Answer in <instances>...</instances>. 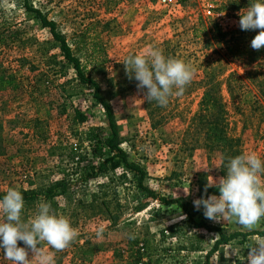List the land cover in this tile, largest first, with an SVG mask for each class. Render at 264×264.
<instances>
[{
  "label": "rangeland",
  "instance_id": "1",
  "mask_svg": "<svg viewBox=\"0 0 264 264\" xmlns=\"http://www.w3.org/2000/svg\"><path fill=\"white\" fill-rule=\"evenodd\" d=\"M253 2L29 0L57 23L74 48L78 46V56L113 106L127 140L121 147L147 172L146 187L159 197L186 204L198 223L224 228L227 235L246 234L222 245L209 264H248L247 246L264 237L250 235L264 231V218L247 231L235 220H208L203 208L198 211L193 205L201 196L219 195L216 187L205 193V186L210 176L217 180L224 176V153L218 146H208L205 119H198L219 110L213 103L207 109L208 96L221 97L227 137L239 140L243 153L256 152L264 160V48L250 46L259 30L242 31L238 24V13ZM149 50L195 70L183 94L170 97L166 107L152 101L155 122L144 99L146 89L137 88L122 63ZM63 60L52 34L26 10L24 0H0V151H6L0 155V194L59 181L75 169L73 153L76 161L91 156L87 139L91 128L109 133L104 108L75 80L72 66L60 72ZM36 78L43 80V93L33 96L28 84ZM13 84H22L25 92L13 98ZM76 112L86 117L85 123ZM36 119L41 121L37 124ZM76 183L78 187L79 180ZM88 189L75 199L90 202L92 193L103 191L111 205L107 212L92 216L88 208L77 209L76 200L56 199L57 210L52 209L69 218L78 236L63 251L43 245L54 264H131L135 254L141 256V264H208L207 254L220 235L191 224L179 204L164 205L150 197L132 172L119 168L102 174L90 181ZM41 201L50 202L40 197L37 203ZM36 205H25V222L35 215ZM229 248L237 251L236 256L229 250L226 257ZM0 264H11L2 250Z\"/></svg>",
  "mask_w": 264,
  "mask_h": 264
},
{
  "label": "clouds",
  "instance_id": "2",
  "mask_svg": "<svg viewBox=\"0 0 264 264\" xmlns=\"http://www.w3.org/2000/svg\"><path fill=\"white\" fill-rule=\"evenodd\" d=\"M238 15L242 31L259 30L251 40V48H264V2L255 0ZM129 79H135L139 90L146 89L144 99L166 107L170 97L180 96L192 82L195 70L179 59L166 58L159 50L128 56L123 62ZM226 176L208 179L209 187H216L219 195L201 196L193 201L194 208H203L206 219L220 222L235 220L247 231L264 218V160L256 152L229 157ZM190 194V190L186 193ZM25 201L20 191L10 188L0 199V250L11 264H54V258L43 247L63 251L78 236L69 218L57 215L51 203L41 201L35 215L26 222L22 219ZM23 242L24 246H19ZM248 264H264V237H256L247 246ZM231 254H237L229 248ZM31 252V256L29 255Z\"/></svg>",
  "mask_w": 264,
  "mask_h": 264
},
{
  "label": "trees",
  "instance_id": "3",
  "mask_svg": "<svg viewBox=\"0 0 264 264\" xmlns=\"http://www.w3.org/2000/svg\"><path fill=\"white\" fill-rule=\"evenodd\" d=\"M24 6L26 10L35 15V19L52 34L55 45L59 48L61 56L64 58L60 62L61 73L65 70L66 67L72 66L74 69L77 78L75 80L83 86L84 88L92 91L97 102L104 108L108 120L107 129L109 133H105L103 128H91L87 134V139L90 142L91 147V156H81L78 161L75 160V154L71 155L73 163H76L75 169L73 172H65L64 178L56 181L55 183L50 184L47 187H38L34 189H19L23 195L26 206H35L40 197L45 198V200L50 201L51 206L54 210H57L58 201L56 199L60 196L69 198L71 201L76 200L77 209L83 211L89 209L92 213V216H97L107 212L108 207L111 205V202H108L107 197L108 193L100 191V193H92V198L90 202H84L82 199H75L79 193H86L89 189V183L91 180H94L101 176L102 174H108L112 171H116L119 168H124L132 172L137 179L139 188L142 191H145L153 199H159L164 205L179 204L181 208L188 214V218L195 227L205 228L212 232H217L220 235V238L215 243L213 249L207 254V263L209 264V259L211 256L219 250V248L224 244H229L232 240L244 236L243 233H233L232 235H227L224 228L210 226L204 222L198 223L193 218L191 211L188 206L180 201H171L165 197H159L155 193L146 187L145 178L147 172L138 164L130 160L129 153L124 150L121 145L127 141L123 139L121 131L114 113L113 106L110 101L104 97V91L102 90L101 85L95 80L89 73L88 68L82 62L80 56H78L77 45L74 48L73 43H70L68 39L58 30L57 23L53 20H50L40 9H36L29 5V0H24ZM85 38H82L84 40ZM64 74V73H63ZM30 80L28 84L29 93L33 96L40 95L43 93L41 88L43 80L36 78L34 81ZM22 84H13L14 96L19 97L25 92V87L21 86ZM215 90H218V86H214ZM221 97H209L205 99V105L209 109V105L212 103L218 105L219 110L216 113L212 114L208 119L206 114H200L198 119H205L204 123V135L205 140L208 142V146H218L220 150L224 153L223 164H222V174L226 176V165L229 157H235L237 155L243 154L240 149V141L227 137L226 133V121L224 117V110L220 104ZM153 103L148 104V109L150 116L154 119V109ZM76 118H80V122L85 123L86 117L80 112H76ZM41 121L36 119V123ZM152 121V122H153ZM155 122V121H154ZM38 128L35 129L37 131ZM3 139H0L2 143ZM6 151H0V155H4ZM98 160V163H96ZM79 180L78 187H75V181ZM33 186V183L30 184V187ZM5 194H0V199L3 198ZM261 235L264 236V231L251 233L250 235ZM85 247L81 248L84 249ZM83 251V250H82ZM85 253V251H83ZM141 256L135 254L131 264H141Z\"/></svg>",
  "mask_w": 264,
  "mask_h": 264
},
{
  "label": "built area",
  "instance_id": "4",
  "mask_svg": "<svg viewBox=\"0 0 264 264\" xmlns=\"http://www.w3.org/2000/svg\"><path fill=\"white\" fill-rule=\"evenodd\" d=\"M160 2H167V1H171V0H159Z\"/></svg>",
  "mask_w": 264,
  "mask_h": 264
},
{
  "label": "crops",
  "instance_id": "5",
  "mask_svg": "<svg viewBox=\"0 0 264 264\" xmlns=\"http://www.w3.org/2000/svg\"><path fill=\"white\" fill-rule=\"evenodd\" d=\"M261 2H264L263 0Z\"/></svg>",
  "mask_w": 264,
  "mask_h": 264
}]
</instances>
